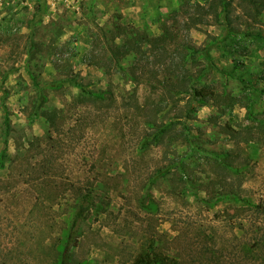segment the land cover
I'll use <instances>...</instances> for the list:
<instances>
[{
    "label": "rangeland",
    "instance_id": "obj_1",
    "mask_svg": "<svg viewBox=\"0 0 264 264\" xmlns=\"http://www.w3.org/2000/svg\"><path fill=\"white\" fill-rule=\"evenodd\" d=\"M206 7L0 0V264H56L85 192L73 260L133 264L148 249L172 264H264V11L231 0L228 34ZM125 37L133 51L118 61L111 47ZM209 42L210 63L183 64L215 94L190 99L188 116L162 110L158 121L181 118L162 143L146 141L160 66ZM118 62L144 73L133 81Z\"/></svg>",
    "mask_w": 264,
    "mask_h": 264
},
{
    "label": "trees",
    "instance_id": "obj_2",
    "mask_svg": "<svg viewBox=\"0 0 264 264\" xmlns=\"http://www.w3.org/2000/svg\"><path fill=\"white\" fill-rule=\"evenodd\" d=\"M253 7L255 15H259L264 11L263 0H248ZM196 5L202 8V5L196 3ZM231 5V0H207V7L204 15H211L215 20H223L227 22L226 32L232 33V29H228L230 26L231 20L229 19V7ZM197 20L202 21V18H197ZM197 20H192L189 22V26L197 25L199 22ZM214 42H209L206 46L203 47H194L190 44H186L187 51L190 54H187L183 51H178L176 55V61L171 62L169 65L160 66L162 73L161 78H157V81L152 85V92L158 94L159 98L156 103H154V108H149L147 114V123L153 129V132L148 134L146 141L151 140L155 143H162L165 139V133L172 130L174 127V118H181V114L177 112L172 116L168 121L160 119L157 120V115L168 106H176L178 110H183L185 115H189L190 101L195 100L199 103H205L210 97H212L215 92L208 86H197V80H199L203 73L199 72L197 74L190 71L189 67L183 64L186 61L188 55H198L203 56L206 59L207 63H210V54L209 50L213 46ZM132 44L130 39L124 38L123 44L117 46L116 48L111 47L112 58L118 59V61L126 57L132 52ZM115 54V55H114ZM119 69L123 70L124 73H128L133 81L138 80V76L141 74H135V71L126 72L124 66L118 62ZM152 70H150L151 72ZM159 70L152 71L151 75L157 77ZM154 73V74H153ZM158 89V90H156ZM95 98H102V91H88ZM187 94L188 98L184 104L180 105L179 100L182 99L180 94ZM191 99V100H190ZM193 109V108H192ZM181 112V111H180ZM179 113V114H178ZM178 120V119H177ZM6 152V138H3L2 147L0 150V166L3 165V159ZM92 204V195L90 192H85L76 200L75 205L71 211V214L68 219L67 228L64 231L63 238L59 244V254L57 257L56 264H94L91 261H76L71 258V250L77 245L80 225L85 215L88 213ZM144 206L154 207L149 201L144 202ZM133 264H172V261L167 260L166 257L162 256L160 253L153 250L144 249L141 250L135 257Z\"/></svg>",
    "mask_w": 264,
    "mask_h": 264
}]
</instances>
